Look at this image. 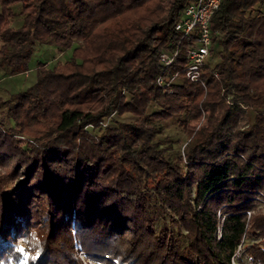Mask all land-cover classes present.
<instances>
[{
  "label": "trees",
  "instance_id": "obj_1",
  "mask_svg": "<svg viewBox=\"0 0 264 264\" xmlns=\"http://www.w3.org/2000/svg\"><path fill=\"white\" fill-rule=\"evenodd\" d=\"M192 1L0 0V60L12 70H29L38 43H80L65 62H40L9 106L32 139L0 122V264H84L81 250L88 264H233L243 250L264 264V0H224L207 93L184 77L170 94L156 83L159 56ZM228 94L220 122L189 131L173 156L155 120ZM114 114L132 118L103 127Z\"/></svg>",
  "mask_w": 264,
  "mask_h": 264
},
{
  "label": "rangeland",
  "instance_id": "obj_2",
  "mask_svg": "<svg viewBox=\"0 0 264 264\" xmlns=\"http://www.w3.org/2000/svg\"><path fill=\"white\" fill-rule=\"evenodd\" d=\"M165 6L168 7V0H166ZM18 12V16L13 19L12 26L19 27L22 24L23 16L20 14L22 9L21 4L13 6ZM1 10V6H0ZM255 12V11H254ZM3 41L0 40V48ZM80 45L79 42L74 41L71 48L60 47L54 44L38 43L36 50L30 60L29 70L25 72H16L12 68L5 65L0 60V122L6 129L14 128V134L18 139H32L30 134L23 132L20 128L15 126V123L7 117L8 109L10 105H13L18 100V93L26 88L32 86L37 80V66L40 62H44L48 67H53L59 62H65L72 57L73 49ZM218 50H215L212 56L209 58V62L212 65L218 62ZM231 95L228 94L226 99L211 106L199 104H193L188 112L181 115L174 116L173 118L166 120H155V124L159 129V137L165 139L164 145L170 143L172 145L171 153L173 156H178L183 153L184 147L189 139V131H197L201 128L209 129L213 125H216L223 118L224 114L228 110ZM228 100V101H227ZM159 107L152 104L147 112L148 114L158 111ZM260 110V109H257ZM256 109L249 110L250 122L254 121V115ZM130 114L118 115L114 114L112 118H109L102 125L103 127L110 126L114 121H127L131 119ZM91 129V128H90ZM102 130H93V133L100 134ZM261 204L258 208H262L264 211V196L261 198ZM169 220L159 217L157 219V230L167 223ZM259 239L255 237H248L247 243L252 244ZM186 240H184V243ZM247 246V245H246ZM88 263H91L89 259H86ZM92 264H99L94 262ZM233 264H252L247 253L243 250L239 253V259L233 260Z\"/></svg>",
  "mask_w": 264,
  "mask_h": 264
},
{
  "label": "built area",
  "instance_id": "obj_3",
  "mask_svg": "<svg viewBox=\"0 0 264 264\" xmlns=\"http://www.w3.org/2000/svg\"><path fill=\"white\" fill-rule=\"evenodd\" d=\"M223 1L193 0L183 9L176 24V30L181 33L180 38L173 39L170 43L171 47L164 48L159 56L163 67L156 78V83L165 92L174 93L175 85L186 77L200 84L207 93L208 81L203 73L212 54L215 37L212 19ZM185 41L188 43L186 46H184ZM212 73L217 77L220 71L213 69ZM202 105L205 104H199L203 107ZM80 257L84 264H88L87 252L81 250Z\"/></svg>",
  "mask_w": 264,
  "mask_h": 264
},
{
  "label": "snow or ice",
  "instance_id": "obj_4",
  "mask_svg": "<svg viewBox=\"0 0 264 264\" xmlns=\"http://www.w3.org/2000/svg\"><path fill=\"white\" fill-rule=\"evenodd\" d=\"M31 242L34 243L35 245L39 244V241L35 239V234L32 235V241ZM17 250L21 253L25 252V249L22 245ZM38 255H39V251H37L36 256L31 257V259L35 260L38 257ZM28 259H29V257L27 255H25L24 260H23V264H27Z\"/></svg>",
  "mask_w": 264,
  "mask_h": 264
}]
</instances>
